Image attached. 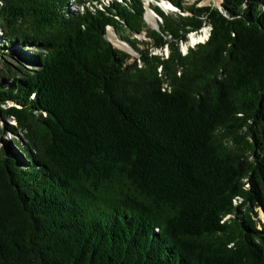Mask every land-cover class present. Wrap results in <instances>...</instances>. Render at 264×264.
I'll return each mask as SVG.
<instances>
[{"label":"trees","instance_id":"obj_1","mask_svg":"<svg viewBox=\"0 0 264 264\" xmlns=\"http://www.w3.org/2000/svg\"><path fill=\"white\" fill-rule=\"evenodd\" d=\"M170 3L0 0V264H264V0Z\"/></svg>","mask_w":264,"mask_h":264},{"label":"rangeland","instance_id":"obj_2","mask_svg":"<svg viewBox=\"0 0 264 264\" xmlns=\"http://www.w3.org/2000/svg\"><path fill=\"white\" fill-rule=\"evenodd\" d=\"M107 1V0H106ZM186 2H187V4H193V3H195V2H198L199 3V5H210L211 4V2L212 1H215L216 3H218V1L219 0H185ZM146 9H147V11H146V15L148 14V13H150V14H152L153 16H154V18H155V20L157 19V14L155 13V12H153L152 11V9H151V6L152 5H156V4H160V5H162V7H163V10L166 12V13H168V14H171V13H177V12H174V11H176L175 9L176 8H174V7H172V5H171V3H170V0H146ZM77 6V5H76ZM147 24H148V26L149 27H151L152 28V26H157V24L156 25H152V24H149L148 22H147ZM204 28H207L208 29V31H209V36H210V27H204ZM203 28V29H204ZM202 29V30H203ZM202 30H200L199 32H195V33H200ZM193 34V33H192ZM190 35H191V33L188 35V40H189V37H190ZM209 36H207L206 37V39L204 40V41H206L207 39H208V37ZM110 38H111V40L113 41V43L115 44V45H117V46H119V48L121 47L120 45H123L124 47H126V48H129L128 50H126V51H129L132 55H133V57L131 58V62H135V60L139 57V55L136 53V52H134L131 48H130V46L129 45H127V44H125V43H122V42H119V40L116 38V37H113V36H110ZM188 42L189 41H187V42H181L180 43V46H181V50H182V52H186V49H188V47L190 46L189 44H188ZM203 42V41H202ZM184 44H186V46H187V48H185V45ZM195 46V45H194ZM190 47H193V46H190ZM120 49H122V48H120ZM123 50H125V49H123ZM153 53H159V54H161V55H164V56H166L167 55V53H168V48L166 47V48H159V49H155V50H153ZM138 63H140V61H138ZM13 121H11V120H2V118H0V131L1 130H3V129H5V126H6V124L7 123H12ZM12 137H13V135L12 134H10V133H7V136H6V138L7 139H12ZM2 138V136H1V133H0V139ZM257 212H258V214H259V218L261 219V221H262V223L264 222V213L260 210V209H257L256 210ZM259 227H261V224H259L258 225Z\"/></svg>","mask_w":264,"mask_h":264},{"label":"bare ground","instance_id":"obj_3","mask_svg":"<svg viewBox=\"0 0 264 264\" xmlns=\"http://www.w3.org/2000/svg\"><path fill=\"white\" fill-rule=\"evenodd\" d=\"M146 21L149 23V24H152V25H156L155 23V18H154V16L152 15V14H150V13H148L147 14V19H146ZM207 36H209V31H208V29L207 28H204L200 33H193V34H191L190 35V37H189V42H188V44L190 45V46H194V45H196L197 43H199V42H202V41H204L205 39H206V37ZM124 45V44H123ZM123 45H120L121 47L120 48H122V49H125V50H128L129 48H126V47H124ZM185 45V48H187V46H186V44H184Z\"/></svg>","mask_w":264,"mask_h":264},{"label":"water","instance_id":"obj_4","mask_svg":"<svg viewBox=\"0 0 264 264\" xmlns=\"http://www.w3.org/2000/svg\"><path fill=\"white\" fill-rule=\"evenodd\" d=\"M146 19H147V15H146ZM210 34H211V32H210ZM186 51H187V49H186Z\"/></svg>","mask_w":264,"mask_h":264}]
</instances>
